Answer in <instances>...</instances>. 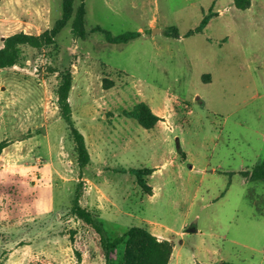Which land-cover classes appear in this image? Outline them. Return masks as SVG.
Returning <instances> with one entry per match:
<instances>
[{
  "label": "rangeland",
  "instance_id": "1",
  "mask_svg": "<svg viewBox=\"0 0 264 264\" xmlns=\"http://www.w3.org/2000/svg\"><path fill=\"white\" fill-rule=\"evenodd\" d=\"M85 11L90 31L86 39L75 37L69 22L53 46L25 47L20 64L0 71V141L4 136L43 138L49 130L52 141L60 140L61 145L60 159L55 161L62 176L72 182H40L38 194L28 197V207L37 199L29 215L43 207L39 214L45 215L46 235L59 231L70 238L68 233L77 231L72 242L76 249L99 250L103 255L93 232L70 211L80 169L66 122L59 115L55 93L59 74L71 69L72 110L102 100L95 93L109 89L105 84L112 82L110 88L123 95L121 107L104 109L111 115L132 108L147 94L141 87L152 85L162 92L163 103L167 99L165 147L176 155L178 170L167 168L146 176L155 195L148 196L140 187L137 202L125 205L133 217L122 223L157 226L144 223L147 216L169 226L178 247L198 252L192 256L198 263L214 259L212 264H264V181H247L241 173L264 160V0H250L246 9L239 8L236 0H85ZM205 15L210 19L203 31L186 35ZM61 16L62 0H0V48L5 37L20 31L38 35ZM97 26L113 35L142 28L143 36L109 43L102 32L91 31ZM151 27L160 29L154 33ZM170 27L177 28L178 37L173 30L168 35ZM88 176L98 183L118 178L111 172L101 180ZM53 199L54 207L46 213V202ZM19 203L15 212L24 210ZM12 209L6 201L0 203V213L11 215ZM92 212L100 216L97 210ZM191 226L196 231L189 232ZM107 227L112 234L126 230ZM4 232L0 226V260L6 253ZM33 236L14 242H33ZM203 250L214 251L215 256ZM111 259L110 264H120L121 249Z\"/></svg>",
  "mask_w": 264,
  "mask_h": 264
},
{
  "label": "crops",
  "instance_id": "2",
  "mask_svg": "<svg viewBox=\"0 0 264 264\" xmlns=\"http://www.w3.org/2000/svg\"><path fill=\"white\" fill-rule=\"evenodd\" d=\"M159 29L156 28V31ZM137 31L143 34L142 28ZM141 89L145 90L147 94L137 102H146L152 111L160 117V120L151 129H145L136 119L123 113L111 115V113L108 114L109 112H104V109L121 107L119 96L123 95V92L115 87L107 90L102 89L104 92L97 91L95 94L102 95V100L96 99L93 103L88 104L81 103L77 109L73 108L76 126L84 135L91 157L81 178L84 181V187L80 203L90 211L97 210L99 218L106 224H111L116 230L130 227L122 223L133 217V213L125 205L130 201L137 202L141 196V188L135 176L129 172L121 171L122 168H151L153 172L150 177L167 168H171L173 171L178 170L174 165L176 155H170L171 149L168 151V148L165 147L169 133L163 120L165 112L168 110L165 105L167 99L163 103L162 92L155 86L148 85ZM167 91L168 89H166V94H168ZM138 93L140 94V92ZM198 97L200 98L197 95L196 99H199ZM69 100L71 101V95ZM124 109L125 107L122 110ZM99 114L102 119L98 118ZM44 132L45 128L43 127ZM49 133L48 130L47 135L43 134V138L32 136L13 140L4 136L2 139L7 141V145L0 154V203L6 201L12 205L13 211L11 215L0 213V226L6 231L4 232L6 234L2 236L6 253L0 260V264H105V259L99 250L90 252L85 249L79 259L76 255V248L67 235L61 234L59 231L46 235L42 221L45 215L39 214L45 211L42 210L43 207H40L41 210L38 214L29 215L36 206L37 199L32 200L34 202L28 207V197L31 194L34 195L35 192L38 194L40 182L45 185L49 179H60L64 184L72 183L68 182L71 181L70 179L62 176L55 161V158L57 162L60 159V140L55 143ZM183 152L188 158V153ZM143 153L144 157H142ZM35 154L38 155L34 161ZM110 160L116 161V163L112 164ZM194 166L191 165L190 168L193 169ZM215 171L216 169L211 170V172ZM106 172L114 173L118 178L103 182L100 176ZM88 174L98 176L101 183L93 181ZM151 188L152 193H148V196L153 197L156 188L154 186ZM8 191H12V193L9 194ZM19 202H22L26 212L24 210L15 212V206H20ZM54 202L55 199L51 203L46 202V213L54 207ZM36 210L38 209L36 208ZM142 221L150 225L156 224L157 226L150 228L151 232L160 240L167 239L173 243V253L169 264H202L192 258L198 252H191L189 249L183 248V245L178 247L176 238L170 234L172 230H168L171 229L169 226L158 223L147 216H143ZM35 223H40V225L35 228ZM29 236H33L35 241H26L19 245H17L19 242H14L17 238L23 241ZM203 251L205 252V250ZM206 251L205 253L212 258L215 256L214 251L211 253ZM213 262L214 259L209 260L208 264Z\"/></svg>",
  "mask_w": 264,
  "mask_h": 264
},
{
  "label": "trees",
  "instance_id": "3",
  "mask_svg": "<svg viewBox=\"0 0 264 264\" xmlns=\"http://www.w3.org/2000/svg\"><path fill=\"white\" fill-rule=\"evenodd\" d=\"M236 4L241 9L250 6V0H236ZM85 0H62V16L55 25L44 32L36 35L23 31L11 34L3 39V46L0 48V71L4 68L13 67L20 64L24 58V48L31 47L43 49L53 46L56 43L57 35L64 27L72 22V32L75 37L86 39L90 31H87L85 25ZM209 16L205 15L200 24L187 32L186 35H192L202 32L209 23ZM173 30V35L178 37L179 32L176 27L167 29ZM92 32L100 31L104 34L109 43H128L142 35L140 31H127L119 35H113L110 31L100 26L91 29ZM60 80L56 88V96L59 106V115L66 122L69 136L73 142V152L75 154L77 165L80 169V180L76 186L71 214L85 227L89 228L95 240L101 246L105 258V264L113 263L111 256L115 251L121 249L120 264H169L172 253L173 243L167 239H159L154 235L147 225H132L125 231L112 234L107 224L95 215L89 209L83 207L80 203L83 192V170L91 161L86 141L83 133L76 126L73 118L72 105L69 97L73 85V75L71 69L60 71ZM112 82H107L105 88H110ZM123 114L136 119L145 129L153 128L160 120L151 107L146 102H138L132 108L123 110ZM7 145L6 140L0 141V154ZM121 171L129 172L135 176L137 183L148 193L152 192L151 186L146 180V176L153 172V169L147 167L141 168H122ZM247 181H264V160L256 163L251 170L241 172ZM70 240L73 242L77 231L69 232ZM83 250L76 249V255L80 259ZM220 264H227L222 262Z\"/></svg>",
  "mask_w": 264,
  "mask_h": 264
},
{
  "label": "water",
  "instance_id": "4",
  "mask_svg": "<svg viewBox=\"0 0 264 264\" xmlns=\"http://www.w3.org/2000/svg\"><path fill=\"white\" fill-rule=\"evenodd\" d=\"M155 31H156V28H154L153 32H155ZM177 140H179V138H177ZM177 148L180 149V144L179 143H177ZM188 231L189 232H194V231H196V228L194 226H191V227L188 228Z\"/></svg>",
  "mask_w": 264,
  "mask_h": 264
}]
</instances>
